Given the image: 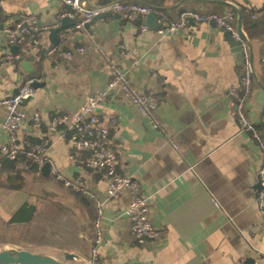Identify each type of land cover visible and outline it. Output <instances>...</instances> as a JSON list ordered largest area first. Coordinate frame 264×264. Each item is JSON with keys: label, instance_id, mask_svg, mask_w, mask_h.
<instances>
[{"label": "crops", "instance_id": "1", "mask_svg": "<svg viewBox=\"0 0 264 264\" xmlns=\"http://www.w3.org/2000/svg\"><path fill=\"white\" fill-rule=\"evenodd\" d=\"M83 1L89 9L101 11L98 15L112 3ZM65 2L0 0V99L13 96L23 85L32 89L31 99L19 107L27 120L17 139L19 146L23 142L38 146L47 137L52 118L65 117L66 128L60 129L65 131L88 97L104 95L98 113L101 126L109 127L116 173L138 184L158 237L136 244L125 215L127 193L107 200L105 183L98 176L93 190L103 205L98 263L264 264V214L257 203L262 155L234 116L242 63L239 53L224 41V33L188 23L183 30L159 34L143 25L144 18L135 22L102 18L80 30L71 26L58 35V45L51 46L47 30L70 18ZM125 2L151 9V0ZM215 4L221 6L219 13L211 12ZM263 5L264 0H166L161 10L170 21L184 11L203 16L234 12V24L242 32L241 8L257 10ZM29 16L38 19L37 31L14 43L19 53L34 46V71L25 74L16 58L8 57L5 30ZM77 49L84 53L77 54ZM66 52L71 53L69 59ZM258 57V47H252L256 80L244 112L264 142V129H258L264 124V69ZM113 67L124 72L140 93L153 96L161 130L140 117L118 88H109ZM34 115L39 116L38 129L31 120ZM6 116L0 107V144L10 146L2 130ZM110 117L114 125L108 123ZM73 155L80 161L88 158L77 157L67 143H55L48 151V158L68 179L76 174L69 160ZM16 169L22 173L17 182L0 169V245L60 261L70 256L68 264H89L93 226L84 229L85 208L72 191L51 175L43 177L41 168Z\"/></svg>", "mask_w": 264, "mask_h": 264}, {"label": "built area", "instance_id": "2", "mask_svg": "<svg viewBox=\"0 0 264 264\" xmlns=\"http://www.w3.org/2000/svg\"><path fill=\"white\" fill-rule=\"evenodd\" d=\"M65 3L71 8L68 12V17L77 21L76 30H80L92 22L101 12L90 10L84 5L83 0H72ZM105 13H110L125 22H135L149 15H154L162 22V26L158 29L159 34L164 32L175 33L183 30L189 21L201 25L213 24L221 32L228 33L240 45L243 54L241 90L239 95H237V101L234 106V116L240 130L249 134L262 155V163L257 170L259 183L257 203L260 211L264 214V142L256 126L249 122L244 112L253 83V69L245 42L246 36L235 26L234 16L230 12L203 16L195 12L185 11L179 14L175 21H170L162 12L152 10L143 5L126 3L125 0H112V3L101 14ZM250 15L252 19L255 16L252 12H250ZM37 25L38 19L34 16H29L17 23L13 29H6L9 42L14 44L19 37L31 36L32 33L37 31ZM145 30L143 29V31ZM121 49L123 48L121 47ZM55 51L56 49H51L50 52L53 53ZM76 53L82 55L84 50L77 49ZM64 57L69 59L71 53L66 52ZM111 75L109 88H118L130 104L136 108L140 117L149 119L156 129L161 130V126L154 114L157 102L153 96L140 93L129 82L124 72L118 68L113 67ZM32 94V89L28 85H23L17 90L16 96L0 99V107L7 112L2 130L9 136L11 143L10 146L0 144V169L3 161L15 162L18 157L23 158V161L17 166L20 169L29 165L38 168L48 165L50 175L64 189L87 197L94 202L96 218L92 230L95 239L90 250L89 264H99L97 250L102 240L100 222L103 218V205L93 193L97 185L98 176L105 183V197L107 200L118 199L123 193H127L129 205L125 215L136 244L142 245L145 242L155 240L158 237V232L150 224V208L142 198L138 184L130 178L119 176L116 173V155L109 147V127L101 126L98 113L103 103L104 95L97 93L88 97L79 108V113L71 126L65 131L60 129L66 128L67 119L65 117H54L48 126V135L40 145L32 146L29 142H23L22 146H19L17 134L27 120L26 115L19 111V107L23 102L30 100ZM31 120L34 128L38 129L39 116L34 115ZM108 123L114 125V117H110ZM55 143L69 144L79 158L83 155L88 156L86 161H80L74 155L70 156L69 160L73 164L76 173L74 178L68 179L62 176L48 158V151ZM262 262H264V256Z\"/></svg>", "mask_w": 264, "mask_h": 264}, {"label": "water", "instance_id": "3", "mask_svg": "<svg viewBox=\"0 0 264 264\" xmlns=\"http://www.w3.org/2000/svg\"><path fill=\"white\" fill-rule=\"evenodd\" d=\"M66 2H70L72 0H65ZM71 8L67 6L66 11L69 12ZM91 10V9H90ZM102 18H114L116 20H119L116 16L105 13L98 15L94 20H100ZM93 20V21H94ZM91 23V22H90ZM90 23L87 24L84 28H87L90 26ZM188 23L193 24L192 21H189ZM77 21L75 19H70L67 17L62 18L59 21L58 26H55L53 28H50L47 30L48 34V41L51 46H57L59 43V34L63 31L68 30L71 26H76ZM143 25L151 26V30L157 31L159 29L158 21L156 16L149 15L143 19ZM211 27H214L213 24L210 25ZM150 29V28H149ZM241 31V30H239ZM224 41L228 43V45L234 49L235 52L239 53L240 55V61L243 64V54H242V48L240 45L235 42L228 33H224ZM249 55H250V61L252 65V47L248 43L247 39L245 40ZM34 46L31 45V49H33ZM5 49L8 51V54L12 58H16L15 62L18 65V67L22 70L23 73L29 74L32 73L34 69L32 68V65L34 63V56L31 54V49H25L21 50L20 53L18 52L20 49L16 47L14 44H11L9 42V39L7 38ZM45 52L44 50L40 53V56H44ZM37 66V65H36ZM254 74V72H253ZM254 80H256L253 75ZM17 92L13 94V96H16ZM262 125L263 122H261ZM41 172L43 174V177L50 176V169L48 165H44L41 168ZM44 173L46 174L44 175ZM72 260V257L65 256L64 261L57 260L50 256L35 254L32 250L26 249V248H20L10 245H0V264H68Z\"/></svg>", "mask_w": 264, "mask_h": 264}, {"label": "trees", "instance_id": "4", "mask_svg": "<svg viewBox=\"0 0 264 264\" xmlns=\"http://www.w3.org/2000/svg\"><path fill=\"white\" fill-rule=\"evenodd\" d=\"M165 1L166 0H151L150 2L151 9L162 12L161 10L162 4ZM179 1L180 0H177V2ZM220 8H221L220 5L215 4L214 9L211 10V12L219 13V11H221L219 10ZM250 12L255 14L253 19L251 18ZM232 14L235 17V13L232 12ZM238 15L240 18L239 24L241 26L242 32L246 36L248 43L253 48L258 47V56H259L258 58L262 64V68L264 69V5L261 9H257V10H253V9L251 10L248 7L243 6ZM258 129L261 130L264 129V127L262 125H258ZM22 161H23L22 158L17 159L15 162L3 161L2 164L3 168H1V171L7 172L9 174L10 180L17 182L19 181L22 173L16 169V166H18ZM12 189L16 190V188H12ZM71 194H73V196L77 199L76 201H78L80 206L85 208L84 229L87 230L88 228L93 226L94 220L96 218V209L94 208L95 204L90 200H88L87 197H83L80 194H75L73 192H71ZM94 239L95 236L93 233V237L91 238L92 244L94 242Z\"/></svg>", "mask_w": 264, "mask_h": 264}, {"label": "rangeland", "instance_id": "5", "mask_svg": "<svg viewBox=\"0 0 264 264\" xmlns=\"http://www.w3.org/2000/svg\"><path fill=\"white\" fill-rule=\"evenodd\" d=\"M69 263H71V261Z\"/></svg>", "mask_w": 264, "mask_h": 264}]
</instances>
